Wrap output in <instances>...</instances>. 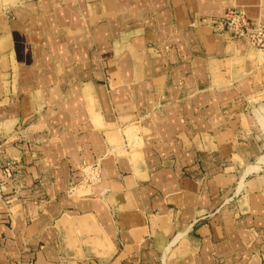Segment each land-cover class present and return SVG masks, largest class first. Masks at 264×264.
Here are the masks:
<instances>
[{
    "label": "crops",
    "instance_id": "obj_1",
    "mask_svg": "<svg viewBox=\"0 0 264 264\" xmlns=\"http://www.w3.org/2000/svg\"><path fill=\"white\" fill-rule=\"evenodd\" d=\"M228 8L264 24V0H0V264H264V51L211 29Z\"/></svg>",
    "mask_w": 264,
    "mask_h": 264
},
{
    "label": "built area",
    "instance_id": "obj_2",
    "mask_svg": "<svg viewBox=\"0 0 264 264\" xmlns=\"http://www.w3.org/2000/svg\"><path fill=\"white\" fill-rule=\"evenodd\" d=\"M211 29L218 32H227L235 39H243L246 45L257 50L264 51V24L252 22L239 8H228L222 17L211 24ZM9 162L8 166H13ZM80 181L85 183H95L100 180V171L96 163H80L76 166ZM6 172L9 174V170Z\"/></svg>",
    "mask_w": 264,
    "mask_h": 264
}]
</instances>
